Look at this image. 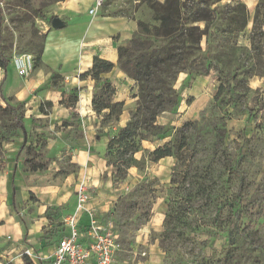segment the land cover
Masks as SVG:
<instances>
[{"label":"rangeland","instance_id":"1","mask_svg":"<svg viewBox=\"0 0 264 264\" xmlns=\"http://www.w3.org/2000/svg\"><path fill=\"white\" fill-rule=\"evenodd\" d=\"M60 2L0 0L4 53L11 59L14 54L27 53L34 60L43 44L42 27L50 28V17L57 15ZM232 3L234 0L210 2L222 14L210 39L208 74L195 77L188 69L176 75L174 89L186 100L192 99L190 105L186 100L182 104L185 111L188 108L190 118L182 122L177 116L178 108L157 117L156 122H163L162 116L169 113L171 122L163 126L166 131L161 134L167 135L163 140L186 137L182 160L173 158L168 182H161L158 172L147 170L157 162L152 161L143 142L138 152L140 159L132 166L137 176L127 186L124 180H113L109 167L113 186L120 188L118 185L124 184L106 216L117 237L113 264H145L150 253L160 257V264H264V9L260 8L255 27L250 19L243 31L227 33L226 17ZM100 8L104 14L128 20V28L117 37L119 46L128 44L137 32L138 21L154 25L153 14L142 0H104ZM34 9L41 11L46 20L36 17ZM199 26L202 28L203 23ZM201 47L204 51V40ZM192 59H198L197 55ZM217 70L225 80L218 77ZM110 83L114 100L115 85ZM221 86L223 91L214 101ZM136 93L134 82L128 97L133 106ZM11 117L0 113V126L11 127ZM188 121L197 124L180 130ZM159 139L160 136L150 138ZM3 142L0 141V157ZM32 142L35 146L30 144L21 150L25 148L31 164L46 167L45 140ZM60 169L57 174L73 170L65 161L60 163ZM171 178L177 184H171ZM239 188L241 202L237 197ZM66 209L62 207L57 215L51 207L54 229L63 227ZM151 217L158 222L157 229L141 237L139 231L150 225ZM27 249L18 251L19 256L26 255ZM10 256L0 258V264H24L22 259L16 263Z\"/></svg>","mask_w":264,"mask_h":264},{"label":"crops","instance_id":"2","mask_svg":"<svg viewBox=\"0 0 264 264\" xmlns=\"http://www.w3.org/2000/svg\"><path fill=\"white\" fill-rule=\"evenodd\" d=\"M239 1L245 4L250 22L259 0ZM93 4L94 0H63L57 4V15L54 17L61 19L64 27H42L45 35L42 68H33L29 76L20 77L12 61L6 70L0 67V106L5 107L6 103L21 104L25 128L24 135L2 144L0 258L10 255L14 257V253L13 260L18 263L21 261L18 251L23 247L31 249L35 255L46 253L39 245L42 230L49 224L44 213L48 207L54 206L67 208L64 218L72 215L76 208V189L80 181L85 183L91 194V199L85 204V211L77 215L79 228L86 230L91 217L88 210L101 223L107 221L106 216L116 203L121 188L137 176L131 167L124 184H119L120 188L113 186L111 170L105 158L109 137L127 123L133 109L132 99L130 101L128 97L134 81L116 67L119 46L117 37L128 28V20L124 16L104 14L101 8L95 14H90ZM95 56L115 65L103 78L115 85L114 101L125 104L118 121L112 127L100 124L107 111L97 115L92 109L93 80L90 77L80 78L91 68ZM52 74L59 75L57 84L51 83ZM72 90L78 91V101L73 108H67L60 104L61 93ZM185 100L186 96L180 95L177 116L183 119L182 122L190 118L186 113L188 108L185 111L182 107ZM168 114L163 115V122L157 121V124H169L171 121ZM38 138L46 142L44 160L47 165L41 170L31 171L26 162L25 148L34 144L32 141ZM164 142L166 140L143 141L142 146L152 151ZM21 147L25 148L21 150ZM134 158L139 160L140 155L136 153ZM63 161L73 170L63 175L57 174ZM173 164L172 157H165L147 170L158 172L161 182L167 183L168 172ZM31 195L35 201L30 200ZM157 223L151 217L150 225L143 226L139 231L141 237L151 229L156 230ZM151 254L145 264H160V257Z\"/></svg>","mask_w":264,"mask_h":264},{"label":"trees","instance_id":"3","mask_svg":"<svg viewBox=\"0 0 264 264\" xmlns=\"http://www.w3.org/2000/svg\"><path fill=\"white\" fill-rule=\"evenodd\" d=\"M63 1V0H60ZM152 12L154 25H149L142 21L137 22V32L133 35L127 45L117 47L118 60L116 67L129 79L133 80L137 87L134 95L135 103L130 111V118L127 123L115 130L114 135L109 137L106 146L105 158L107 166L112 168V178L121 182L126 179L128 169L138 162L134 155L141 150L143 141H151L150 138L160 136L159 140L167 138L166 128L157 124L156 120L164 112H174L179 106L180 95L174 89L176 75L188 69L195 77L206 75L210 71V39L214 31V26L220 20L222 14L217 7L212 4L221 0H142ZM141 2V1H140ZM228 8L226 17L227 33L232 31H243L247 26L248 12L244 3L234 0ZM260 8L264 9V0H259L254 14V27L259 18ZM36 17L42 21L46 18L38 9L33 11ZM54 16L50 17L51 19ZM264 17V15H263ZM203 23L200 28L199 24ZM3 16L0 10V67L7 69L11 57L3 51L2 34ZM204 40L205 49L202 51L201 43ZM45 42L36 51L34 59V69L42 68L41 55ZM197 55L198 59L190 58ZM202 55V56H201ZM203 58L204 62H201ZM197 60V65H196ZM115 65L97 56L93 57L91 68L80 78L90 77L94 82V91L91 100L93 111L102 116V126L112 127L118 121L119 115L124 110V102H115L111 99L112 86L108 79L103 78L110 73ZM219 78L225 80L221 72L217 70ZM59 75L52 74L51 83L57 84ZM100 84V85H99ZM112 87V88H111ZM98 89V90H97ZM222 86L214 96V101L222 93ZM60 104L67 108H73L78 101V91H62ZM190 105L192 99H187ZM48 105H50L48 103ZM0 113L11 114V127L0 126V141H10L25 134L23 125V106L21 104L0 106ZM65 123H63L64 125ZM197 122H185L180 130L196 125ZM158 141V140H157ZM186 146V137L181 135L176 141L169 140L149 151L153 162H158L165 157H172L180 162L181 152ZM31 171L45 168L41 164H31L26 161ZM170 183L175 185L177 181L173 178ZM238 202L242 201V189L237 191ZM31 201H35L30 196ZM57 215L62 208L54 207ZM51 207H48L44 217L49 224L42 230L39 238L40 249L49 251L51 247L64 235L63 227L54 229L53 221L49 215ZM237 216L239 213L236 212ZM45 243H42L43 241ZM231 244H233L231 242ZM24 264H33L27 255H22ZM42 264V263H40Z\"/></svg>","mask_w":264,"mask_h":264},{"label":"built area","instance_id":"4","mask_svg":"<svg viewBox=\"0 0 264 264\" xmlns=\"http://www.w3.org/2000/svg\"><path fill=\"white\" fill-rule=\"evenodd\" d=\"M104 0H94L90 14L103 5ZM12 64L20 77L31 74L34 66L32 55L22 53L14 55ZM77 203L75 212L63 220L64 235L46 253L33 254L27 249L33 264H113L114 251L116 249V233L111 220L101 223L96 215L91 214L89 228L81 230L78 226V214L85 211V204L91 199L88 187L80 181L76 189Z\"/></svg>","mask_w":264,"mask_h":264},{"label":"water","instance_id":"5","mask_svg":"<svg viewBox=\"0 0 264 264\" xmlns=\"http://www.w3.org/2000/svg\"><path fill=\"white\" fill-rule=\"evenodd\" d=\"M50 27L53 29H62L64 27V23L58 17H53L50 22Z\"/></svg>","mask_w":264,"mask_h":264}]
</instances>
